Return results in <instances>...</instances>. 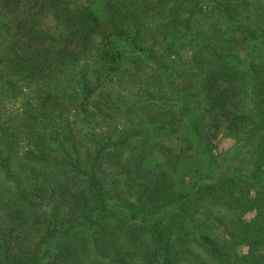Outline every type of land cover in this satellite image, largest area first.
Segmentation results:
<instances>
[{
    "label": "trees",
    "instance_id": "1",
    "mask_svg": "<svg viewBox=\"0 0 264 264\" xmlns=\"http://www.w3.org/2000/svg\"><path fill=\"white\" fill-rule=\"evenodd\" d=\"M142 69L112 120L104 80ZM0 264H264V4L0 0Z\"/></svg>",
    "mask_w": 264,
    "mask_h": 264
},
{
    "label": "rangeland",
    "instance_id": "2",
    "mask_svg": "<svg viewBox=\"0 0 264 264\" xmlns=\"http://www.w3.org/2000/svg\"><path fill=\"white\" fill-rule=\"evenodd\" d=\"M253 1L264 4V0ZM185 61V57L174 60V69L184 79L192 93H194V97L190 98L189 101V107L193 108L191 112H196L197 110L201 112V104L203 103L201 97L202 74L198 69L189 70V66ZM148 71L147 69H142L138 72L129 70L123 77L104 80L102 85L103 91L101 94L95 96L94 102H100L101 100L106 103L108 102L112 120H138L143 115L148 102V97L145 95V92L147 90H152L153 93L155 92V87L149 73L150 71ZM202 206L201 211L199 210L197 212L196 218L199 222H205L203 224V230L215 235L218 239H222L229 218L225 205L218 198H215L213 200L210 199V201H204Z\"/></svg>",
    "mask_w": 264,
    "mask_h": 264
}]
</instances>
